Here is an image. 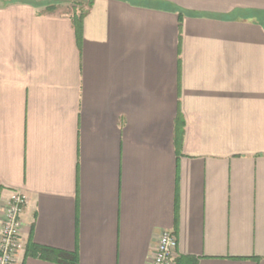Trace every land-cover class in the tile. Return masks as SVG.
Masks as SVG:
<instances>
[{
	"label": "crops",
	"instance_id": "crops-1",
	"mask_svg": "<svg viewBox=\"0 0 264 264\" xmlns=\"http://www.w3.org/2000/svg\"><path fill=\"white\" fill-rule=\"evenodd\" d=\"M14 191L16 264H152L166 229L264 264V0H0V218Z\"/></svg>",
	"mask_w": 264,
	"mask_h": 264
},
{
	"label": "built area",
	"instance_id": "built-area-1",
	"mask_svg": "<svg viewBox=\"0 0 264 264\" xmlns=\"http://www.w3.org/2000/svg\"><path fill=\"white\" fill-rule=\"evenodd\" d=\"M28 197L14 191L0 218V264H16L22 247L21 215ZM178 239L171 230H164L154 252L152 264H176Z\"/></svg>",
	"mask_w": 264,
	"mask_h": 264
},
{
	"label": "trees",
	"instance_id": "trees-1",
	"mask_svg": "<svg viewBox=\"0 0 264 264\" xmlns=\"http://www.w3.org/2000/svg\"><path fill=\"white\" fill-rule=\"evenodd\" d=\"M84 12L73 15V24L76 31L77 41L80 44L83 35V18ZM26 255L35 256L40 255L41 257L63 264H78V256L76 253H71L55 248H49L45 246L37 245L33 242H29L26 249ZM178 264H196L197 259L195 257H186L179 259Z\"/></svg>",
	"mask_w": 264,
	"mask_h": 264
}]
</instances>
